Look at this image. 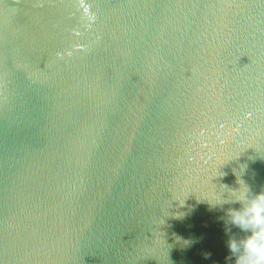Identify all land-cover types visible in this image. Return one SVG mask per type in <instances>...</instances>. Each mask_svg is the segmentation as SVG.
I'll return each mask as SVG.
<instances>
[{"label": "water", "instance_id": "1", "mask_svg": "<svg viewBox=\"0 0 264 264\" xmlns=\"http://www.w3.org/2000/svg\"><path fill=\"white\" fill-rule=\"evenodd\" d=\"M238 180L264 0H0V264H232Z\"/></svg>", "mask_w": 264, "mask_h": 264}, {"label": "clouds", "instance_id": "2", "mask_svg": "<svg viewBox=\"0 0 264 264\" xmlns=\"http://www.w3.org/2000/svg\"><path fill=\"white\" fill-rule=\"evenodd\" d=\"M244 188L238 194L234 192L238 209L229 208L221 219L225 224V234L232 233L236 228L242 236L232 233L226 242L232 264H264V191L253 194L242 181ZM226 202L211 205L223 206Z\"/></svg>", "mask_w": 264, "mask_h": 264}]
</instances>
